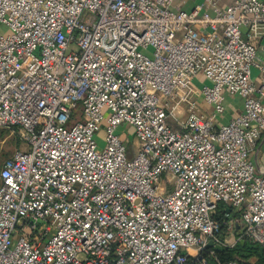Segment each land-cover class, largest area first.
I'll return each instance as SVG.
<instances>
[{"label":"built area","instance_id":"1","mask_svg":"<svg viewBox=\"0 0 264 264\" xmlns=\"http://www.w3.org/2000/svg\"><path fill=\"white\" fill-rule=\"evenodd\" d=\"M172 2L0 0V128L25 143L0 167V264H246L207 242L264 247L248 156L264 132V0ZM223 91L242 108L218 124Z\"/></svg>","mask_w":264,"mask_h":264},{"label":"rangeland","instance_id":"2","mask_svg":"<svg viewBox=\"0 0 264 264\" xmlns=\"http://www.w3.org/2000/svg\"><path fill=\"white\" fill-rule=\"evenodd\" d=\"M180 0H173L172 4L175 5V3L179 2ZM196 2H200L202 3V0H186V2L183 4V9H190L191 7H193V4H195ZM139 50L150 56L151 57V52H152V48L151 47H140ZM254 71H252V75H254ZM203 82H202V81ZM194 81L192 83L193 87H197L204 84V81H206V84H208V81L204 78L203 74H201L200 72H198L195 77L193 78ZM202 82V84H200ZM201 86V87H202ZM157 96L159 98V101L163 102L164 100H166V96L163 95L161 92H157ZM181 108H183V104L180 105ZM176 116L179 120L184 121L185 117H184V113H182V111H179L176 113ZM118 131H120L122 133V140L124 141V144L126 145V147L128 148V150H134L136 149L137 145H138V140H136L135 136L133 135V133L130 131V127L126 124V123H122L119 127H118ZM102 130H100L98 133L95 134V140L98 143V147H102L103 144L101 141V137H102ZM18 136V140L21 139V133L19 130H17L16 128H0V167L3 163V161L17 148H24L25 144L21 143L19 140L20 144L15 143V137ZM233 236V234H231L230 232H228V241L232 242L233 238L231 237ZM239 259V258H238ZM242 260V259H240ZM249 261L252 260L251 258L248 259ZM243 261V260H242Z\"/></svg>","mask_w":264,"mask_h":264},{"label":"crops","instance_id":"3","mask_svg":"<svg viewBox=\"0 0 264 264\" xmlns=\"http://www.w3.org/2000/svg\"><path fill=\"white\" fill-rule=\"evenodd\" d=\"M228 1V0H227ZM260 56L264 58V50L262 49L260 52ZM254 75L257 74V70L253 69ZM202 81V80H201ZM194 82V81H193ZM203 82V81H202ZM202 82L200 84H202ZM206 81H204V84ZM209 84V82H208ZM202 86V85H201ZM200 86V88H201ZM199 86L194 87V94L192 98L196 101L198 110L202 114H209L212 110V105L209 104L206 100L202 98L199 93ZM222 103H223V111L219 113L215 119L216 123H225L227 122L235 113L239 112L242 108V99L239 95L234 94L230 95L226 91L222 92ZM262 137L259 139L256 145L249 150V158L254 164L256 169L264 172V132L261 135Z\"/></svg>","mask_w":264,"mask_h":264},{"label":"trees","instance_id":"4","mask_svg":"<svg viewBox=\"0 0 264 264\" xmlns=\"http://www.w3.org/2000/svg\"><path fill=\"white\" fill-rule=\"evenodd\" d=\"M18 138V136L15 137V143L20 144L19 140L21 143H24L22 139L18 140ZM226 209L227 206L223 205L222 203H218V206L214 212V218L221 223L222 228L225 227L223 222H226L229 218H231L226 216ZM218 254L223 260L239 258L242 259L246 264H264V247L261 244L252 243L247 240H238V242L232 248H224L220 250ZM250 258L252 260L249 261L248 259Z\"/></svg>","mask_w":264,"mask_h":264},{"label":"water","instance_id":"5","mask_svg":"<svg viewBox=\"0 0 264 264\" xmlns=\"http://www.w3.org/2000/svg\"><path fill=\"white\" fill-rule=\"evenodd\" d=\"M206 245L208 247L211 246L215 251H220L223 249L221 245H212V241H208Z\"/></svg>","mask_w":264,"mask_h":264}]
</instances>
